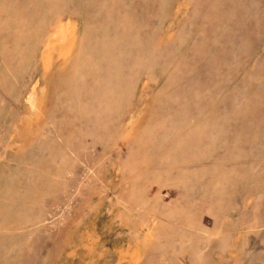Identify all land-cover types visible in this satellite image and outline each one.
Masks as SVG:
<instances>
[{"label": "rangeland", "instance_id": "obj_1", "mask_svg": "<svg viewBox=\"0 0 264 264\" xmlns=\"http://www.w3.org/2000/svg\"><path fill=\"white\" fill-rule=\"evenodd\" d=\"M0 264H264V0H0Z\"/></svg>", "mask_w": 264, "mask_h": 264}]
</instances>
